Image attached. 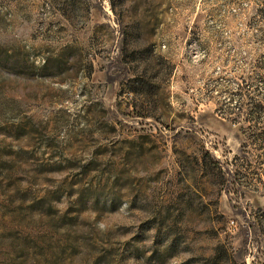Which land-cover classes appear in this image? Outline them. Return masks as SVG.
Listing matches in <instances>:
<instances>
[{
  "label": "rangeland",
  "instance_id": "1",
  "mask_svg": "<svg viewBox=\"0 0 264 264\" xmlns=\"http://www.w3.org/2000/svg\"><path fill=\"white\" fill-rule=\"evenodd\" d=\"M257 103L264 0H0V264H264Z\"/></svg>",
  "mask_w": 264,
  "mask_h": 264
},
{
  "label": "trees",
  "instance_id": "2",
  "mask_svg": "<svg viewBox=\"0 0 264 264\" xmlns=\"http://www.w3.org/2000/svg\"><path fill=\"white\" fill-rule=\"evenodd\" d=\"M123 42L124 43H123V47H122V52H125V51H127V47L124 46V45H126V33H124ZM145 62L146 63H145V66H144V72H146L147 71V68H149L148 67V65H149L148 58L145 59ZM141 82H144V80L141 79ZM261 111H264V104L263 103H257V104H255L254 112H261ZM256 134L258 135V139L260 137H262L263 140H264V129L261 130V131H259V132L257 131ZM258 218H260V220H262V216H258Z\"/></svg>",
  "mask_w": 264,
  "mask_h": 264
}]
</instances>
